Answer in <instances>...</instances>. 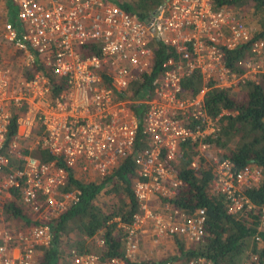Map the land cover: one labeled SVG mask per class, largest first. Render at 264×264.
I'll use <instances>...</instances> for the list:
<instances>
[{"label": "built area", "instance_id": "1", "mask_svg": "<svg viewBox=\"0 0 264 264\" xmlns=\"http://www.w3.org/2000/svg\"><path fill=\"white\" fill-rule=\"evenodd\" d=\"M214 1L162 0L143 19L113 0L9 1L12 15L0 21V188L8 196V187H17L21 204L40 220L17 230L0 224V264H43L39 248L52 237L46 219L77 199L76 188L63 189L66 167L79 164L82 172L104 174L128 156L138 175L132 181L136 210L130 221L112 218L123 232L122 255L101 258L96 251L70 249L63 257L68 264H125L124 258L134 259L144 233L154 241L175 234L186 240L202 235L204 208L186 213L171 202L180 179L169 162L185 140L195 144L197 160L206 159L209 144L204 139L219 130L220 114L206 112L202 91L192 97L182 93L181 78L196 70L203 82L233 89L264 74V35L246 47L236 62L240 68L226 66L225 50L247 43L251 35L241 17L224 7L213 8ZM154 40L173 47L174 53L162 61L152 91L138 101L143 109L136 113L133 100L119 93L136 71L148 67ZM3 44L18 58L3 55ZM11 60L21 70L13 69ZM34 65L47 71L32 69ZM50 75L60 76L64 86L55 89L58 80L52 83ZM14 114L15 133L3 150ZM137 133L143 144L135 148ZM34 147L53 157L37 158L30 153ZM4 151L18 165L11 169ZM209 157L211 186L222 195L225 211L256 208V229L264 230V204L255 205L245 192L260 180L261 166L246 162L235 167L228 158ZM190 165L197 167V161ZM159 197L163 202L154 201ZM96 242L102 246L101 233ZM187 264L210 263L196 257Z\"/></svg>", "mask_w": 264, "mask_h": 264}, {"label": "trees", "instance_id": "2", "mask_svg": "<svg viewBox=\"0 0 264 264\" xmlns=\"http://www.w3.org/2000/svg\"><path fill=\"white\" fill-rule=\"evenodd\" d=\"M162 0H113L124 10L135 13L138 18L149 16L155 6ZM246 3L252 12L257 14L258 28L253 31L248 26L250 40L224 52V63L227 67L236 70L239 65L237 60L244 56L246 47L252 40L264 35V0H215L213 8L229 7ZM8 16L12 15L13 6L6 1ZM95 51L88 48L86 51ZM173 47L164 44L160 40H154L152 44V58L147 68L136 71V74L128 81L127 87L119 93L121 97L133 100V108L136 113H141L143 104L141 101L147 98L152 91L151 81L162 69V61L173 55ZM244 54V55H243ZM32 69L47 71L42 65H34ZM28 73V72H27ZM51 81L57 79L58 87L64 86L60 76L50 75ZM105 85H110L107 78L103 76ZM184 94L192 97L202 91V104L206 112L212 116L218 115L217 124L219 130L214 136H206L205 141L209 146L217 145L223 148L219 155L230 159L235 167L246 162H255L263 170L258 182L245 189L252 203L257 206L264 204V74H258L257 79H246L237 87L241 96H234L230 89L216 87L211 80L203 82L200 73L196 70L184 75L180 81ZM12 116L6 129V138L3 150L8 140L15 133L14 117ZM143 144L140 133L136 134L135 148ZM26 151V149L24 150ZM195 144L189 140L179 143L178 155L169 162V166L180 179V184L171 198L174 206L183 212L190 213L195 208H204V221L202 235L197 239L186 240L181 235L175 234L171 240L175 242L174 248L169 252L162 250L156 253L157 248L163 243L159 241L143 244V256L138 260L124 258L125 264H158L169 261L172 264H187L196 257H203L210 264H264V230L256 229L259 213L258 210H242L236 213L225 211V203L221 194L211 193L209 185L212 173L208 162L199 164L197 167L190 165L195 153ZM9 158L18 160L13 155L4 151ZM30 153L42 160H49L53 156L44 148L34 147ZM204 159L199 156V160ZM61 163L59 158L56 159ZM16 166V165H15ZM75 166L66 167L67 175L63 189L76 188L77 199L68 202L65 209L46 221L52 234L48 244L40 247L39 260L43 264H66L64 258L60 257V244L72 245L70 249L76 251L87 250L86 246L79 240L84 237L92 238L93 234L101 231L103 238L102 246L98 247L97 253L101 258L113 255H122L123 239L120 228L112 218L118 216L121 221H130L136 210V200L132 192V181L138 175L130 156L120 159L118 164L104 174H95V178L89 179L84 176H76ZM85 173V172H84ZM86 174V173H85ZM10 197L3 198L0 202V221L3 220L7 227L25 229L33 223H37L40 217L28 206L22 205L17 187H8ZM109 195L105 205L97 202L98 194ZM110 197H116L111 198ZM106 200V201H107ZM164 198H155V202H163ZM73 231V234L70 233ZM70 235V237L68 236ZM76 237L72 239L71 236ZM258 235V239L254 238ZM162 240V241H161ZM248 251L245 252L247 243ZM146 245V246H145ZM65 252V253H66ZM164 255V256H163ZM254 256V257H253Z\"/></svg>", "mask_w": 264, "mask_h": 264}, {"label": "rangeland", "instance_id": "3", "mask_svg": "<svg viewBox=\"0 0 264 264\" xmlns=\"http://www.w3.org/2000/svg\"><path fill=\"white\" fill-rule=\"evenodd\" d=\"M6 1L7 0H0V21H2L5 17H7V18H10L11 17L10 15L8 16ZM233 7H235L237 13L244 19V22L247 24V28H248V26H250V27H252L251 30H253V31H255L258 28V22L256 21V17L255 18L253 17V15L254 16H257V14L253 13L252 12V9L248 5H246V3H243L242 5H233ZM248 30H249V28H248ZM4 54L5 55L6 54H9V55L11 54L13 59H16V57H17V53L16 52L15 53L12 52L11 49H8V50L5 49L4 50ZM11 61H12V65L11 66H12L13 69H20L21 70L20 63H15L14 60H11ZM13 61H14V63H13ZM230 93L233 94L234 96H241V94H242V92L237 88V86L234 87L233 89H231L230 90ZM222 152H223V148H221V147H219V146H217V145L214 144L212 146H209V148L207 150H205V152L203 153V156H205L206 159H202L200 161L199 158H198V160H197L196 159V156H195L196 155V151L193 154V159L196 160V161H198L199 164H202L204 162H208V160L210 159L209 155H211V154L213 155L214 153L220 154ZM208 164L210 166V163L209 162H208ZM74 172H75L76 176H78V177L84 176V178L87 177L89 179H93V178L97 177V176H95V177L93 176L96 173H86L85 174L84 172H82L78 168L74 169ZM1 174H2V172H0V175ZM1 180L2 179H0V181ZM209 186H210L209 187V191L211 193L212 192L214 193V189L211 186V183H210ZM0 189L3 191V192L0 191V198L2 200L5 196H7V193L5 192L4 189H2V188H0ZM108 197H109V195L103 194L102 192H100L98 194L96 200H97V202H98L99 205H103V204L105 205V203L108 202V200H107ZM111 198H116V197H110L109 199H111ZM1 200H0V202H1ZM0 224H6V223H5V221H0ZM10 225H12V222H10ZM70 233L73 234V231H70ZM100 233L101 232L98 231V232H96V233L93 234V237L92 238L84 237V240L82 238L79 239V240L86 246L87 250H92V251H96L97 252L98 251V247H100V246L97 245L96 240H97L98 237H100ZM68 236L70 237V235H68ZM71 238L72 239H75L76 237H74L72 235ZM142 238H144V239L147 238L148 239L147 236H144ZM246 243H247V247H246L245 252L248 251V246H249V243H248L247 240H246ZM70 246H72V245H67L66 244L63 247L60 244L59 254H60V257L61 258L64 257V255L66 254L65 253L66 250H68ZM142 247H143V245L141 246V249H142ZM172 248H174V250L176 249L175 248V242H173V240H171V239H165V240H163V243L158 246L156 253L158 254L162 250L165 251L166 249H167L166 252H169L170 251L169 249H172ZM63 261H64V263L68 264V261L66 259H64Z\"/></svg>", "mask_w": 264, "mask_h": 264}, {"label": "crops", "instance_id": "4", "mask_svg": "<svg viewBox=\"0 0 264 264\" xmlns=\"http://www.w3.org/2000/svg\"><path fill=\"white\" fill-rule=\"evenodd\" d=\"M10 0H8V2H9ZM5 18H7V17H5ZM3 47H4V50L6 49V50H8L9 49V47L6 45V44H3ZM4 50H3V55H5L4 54ZM29 69H31V68H29ZM231 90V89H230ZM32 150V149H31ZM18 160H16V159H13L12 160V163H11V169L15 166V165H18ZM8 197H10V192H9V195L8 196H5L4 198H8ZM3 221V220H2ZM12 226V225H11ZM144 236H147L148 237V239L146 238V239H144V238H142V237H144ZM142 237H141V241L139 242V244H138V250H137V254H141L142 252H143V249H141V246L146 242V241H148L149 243H153V242H155L154 240H153V237L149 234V233H144L143 235H142ZM165 237H168L169 239H171V237L172 236H163V237H160V238H158V240H156V241H159L160 239H162V238H165ZM157 252V251H156Z\"/></svg>", "mask_w": 264, "mask_h": 264}, {"label": "flooded vegetation", "instance_id": "5", "mask_svg": "<svg viewBox=\"0 0 264 264\" xmlns=\"http://www.w3.org/2000/svg\"><path fill=\"white\" fill-rule=\"evenodd\" d=\"M224 8H225V9H229V10H230L231 12H233L236 16L241 17V16L237 13L235 7H233V6H229V7H224ZM241 18H242V17H241ZM242 20L244 21L243 18H242ZM181 92L184 93V90L182 89ZM142 256H143V253H141V254H136L135 257H134V259H132V260H138V259H140Z\"/></svg>", "mask_w": 264, "mask_h": 264}, {"label": "water", "instance_id": "6", "mask_svg": "<svg viewBox=\"0 0 264 264\" xmlns=\"http://www.w3.org/2000/svg\"><path fill=\"white\" fill-rule=\"evenodd\" d=\"M149 30H150V31H152V32L154 33V37L157 39V38H158V36H157L156 32H154V30H153L152 26H149Z\"/></svg>", "mask_w": 264, "mask_h": 264}]
</instances>
